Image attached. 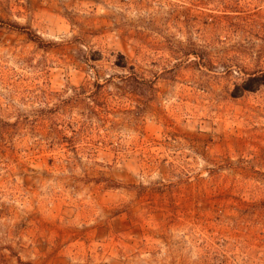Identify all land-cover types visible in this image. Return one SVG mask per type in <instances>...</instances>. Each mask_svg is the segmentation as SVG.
Listing matches in <instances>:
<instances>
[{
  "label": "rangeland",
  "instance_id": "374dc122",
  "mask_svg": "<svg viewBox=\"0 0 264 264\" xmlns=\"http://www.w3.org/2000/svg\"><path fill=\"white\" fill-rule=\"evenodd\" d=\"M248 80L264 0H0V264H264Z\"/></svg>",
  "mask_w": 264,
  "mask_h": 264
},
{
  "label": "trees",
  "instance_id": "16d2710c",
  "mask_svg": "<svg viewBox=\"0 0 264 264\" xmlns=\"http://www.w3.org/2000/svg\"><path fill=\"white\" fill-rule=\"evenodd\" d=\"M18 28H21V27H19V26H17ZM22 29V28H21ZM250 80H248L246 83H245V85L243 86V90L244 91H254L256 88L255 87H257V86H261V85H264V80H255V86L254 87H247L246 85L248 84V82H249Z\"/></svg>",
  "mask_w": 264,
  "mask_h": 264
}]
</instances>
